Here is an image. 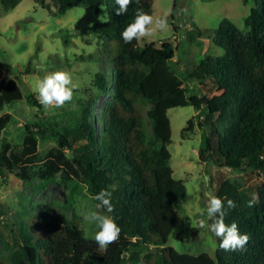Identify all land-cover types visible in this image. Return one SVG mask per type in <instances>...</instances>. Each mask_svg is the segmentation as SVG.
Instances as JSON below:
<instances>
[{
  "label": "trees",
  "instance_id": "1",
  "mask_svg": "<svg viewBox=\"0 0 264 264\" xmlns=\"http://www.w3.org/2000/svg\"><path fill=\"white\" fill-rule=\"evenodd\" d=\"M35 1L54 9L56 17L83 7L100 18L89 29L102 45L96 58L101 70L94 79L98 95L85 102L82 113L28 121L22 129L23 147L14 150L5 134L16 118L5 109L25 95L17 80H5L0 64V82L5 83L0 92V177L7 182L16 174L28 186L37 177L52 182L61 174L68 182L88 186L94 196L107 190L114 206L109 215L121 233L101 251L97 244H87L79 220L67 221L51 210L28 212L14 230L9 254L0 255V264H264V185L252 192L227 179L216 193L224 201L225 223L234 222L241 234L249 235L245 250L225 252L217 237L214 256L180 252L169 244L183 235L177 210L188 201L189 190L170 164L168 115L171 108L194 106L209 127L199 153L205 161L264 172V0L246 18L247 30L225 18L214 29L215 43L225 53L205 57L184 78L172 68L174 42L142 49L139 41L125 43L121 37L137 9L153 16L154 0H133L124 15L116 14L115 0ZM21 2L0 0V5L11 10ZM185 78L203 85L209 81L212 87L192 90ZM103 95L111 100L97 118L91 102L101 105ZM26 98L43 108L34 95ZM193 126L190 120L183 134ZM52 138L58 146L43 157L41 143ZM253 193L259 200L248 207ZM229 199L235 209L228 208Z\"/></svg>",
  "mask_w": 264,
  "mask_h": 264
},
{
  "label": "rangeland",
  "instance_id": "2",
  "mask_svg": "<svg viewBox=\"0 0 264 264\" xmlns=\"http://www.w3.org/2000/svg\"><path fill=\"white\" fill-rule=\"evenodd\" d=\"M260 2L154 0V19L166 18L168 27L140 39L139 46L143 49L151 44L161 46L166 41L174 42L177 54L172 68L181 78L188 77L205 57L225 53L215 43V30L222 21L228 18L240 29L247 30L246 18ZM52 10L35 0H22L11 10H5L0 5V64L5 80H17L25 95L24 100L14 102L5 109L16 118L5 134L14 150L23 147L22 129L28 121L53 120L56 116H66L68 111L82 113L85 102L98 95L94 79L101 70L96 58L102 45L96 36L89 34V29L100 18L93 10L83 7L74 8L63 17L54 16ZM90 55L94 58H89ZM56 71L70 74L74 86L73 99L61 108L45 109L31 104L26 97H37L38 82ZM184 81L192 90L199 88L206 92L212 87L209 81L205 85L193 79L185 78ZM4 86L5 83L0 82V92ZM110 100V95H103L98 100L101 105L91 102L97 118ZM168 115L172 126L170 164L175 177L184 180L189 190L188 201L177 210V225L182 228L183 235L171 238L169 244L180 252L214 256L218 248L216 236L207 228L199 229L198 226L199 219H207V200L210 196H216L227 179L236 180L242 189L256 192L264 185V172L241 171L205 161L199 153L205 130L209 127L205 125L202 113L194 106L171 108ZM190 120H194V126L189 127L190 131L184 135L183 131ZM85 142H78L76 147ZM56 146L58 142L55 138L43 140L40 152L46 157ZM5 181L0 177V255L9 254L14 230L18 229L19 221L28 212L51 210L67 221L79 220L84 226L87 244H96L94 237L99 229L84 217L91 212L109 213L106 209L96 208L99 202L94 199L88 186H77L73 181L64 180L61 174L52 182L37 177L28 186L16 174H11ZM10 223L15 226L12 227Z\"/></svg>",
  "mask_w": 264,
  "mask_h": 264
},
{
  "label": "clouds",
  "instance_id": "3",
  "mask_svg": "<svg viewBox=\"0 0 264 264\" xmlns=\"http://www.w3.org/2000/svg\"><path fill=\"white\" fill-rule=\"evenodd\" d=\"M133 0H115L118 6L117 15L127 14ZM168 27L166 18L154 19L152 15L145 13L142 9H137L134 21L128 24L121 32V37L125 43H131L133 40L139 41L142 38L152 36L156 30L164 31ZM73 82L69 73L63 71L52 72L44 76L36 85L37 100L45 108H61L73 99ZM94 199L99 203L97 209H106L108 213L114 211L111 202V193L107 190H101ZM259 197L256 193L252 194L248 201V207H254ZM229 209H235L236 204L232 200H227ZM203 215V214H202ZM224 201L216 196H210L207 200V219L198 220L199 229L207 228L217 238H219V248L225 252H235L245 250L249 243L248 234H241L236 223L228 225L225 223ZM84 219L94 223L99 231L95 234V242L101 251L115 243L121 233L120 227L109 215L101 212H91ZM212 222L209 224L208 221Z\"/></svg>",
  "mask_w": 264,
  "mask_h": 264
}]
</instances>
